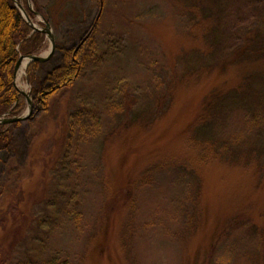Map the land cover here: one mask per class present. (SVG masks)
Segmentation results:
<instances>
[{
  "label": "rangeland",
  "instance_id": "rangeland-1",
  "mask_svg": "<svg viewBox=\"0 0 264 264\" xmlns=\"http://www.w3.org/2000/svg\"><path fill=\"white\" fill-rule=\"evenodd\" d=\"M36 1L74 35L82 3ZM103 7L83 74L0 154V264H264V88L233 62L264 0Z\"/></svg>",
  "mask_w": 264,
  "mask_h": 264
},
{
  "label": "trees",
  "instance_id": "trees-1",
  "mask_svg": "<svg viewBox=\"0 0 264 264\" xmlns=\"http://www.w3.org/2000/svg\"><path fill=\"white\" fill-rule=\"evenodd\" d=\"M30 1L33 3V10H30L28 0L23 1V7L32 20L35 12L41 13V10L36 0ZM78 1L83 6L78 14L80 23L74 35L70 34L61 39L56 38L54 40V53L49 59L44 62L34 60L28 63L26 74L27 81L31 86L30 95L33 106L28 120L35 118L37 113L46 111L52 98L60 91L75 84L77 78L83 74L87 60L92 55L91 44L94 42L93 38L101 19L105 0H85L93 6H89L88 3V6L84 5V0ZM197 1L210 2L212 0ZM56 3L58 6L61 5L57 0ZM92 8L94 13L90 16L93 11ZM76 13L75 9H70L67 15L71 17L77 15ZM218 15L217 13L216 21H218ZM43 16L50 26L54 25L51 22L52 18L49 19L45 14ZM54 19L56 20L55 27L58 28L59 13H56ZM255 22L257 23L254 28L245 31L233 60L236 62V59H242L245 65H248L245 72L246 77H243L240 84L237 85L238 91L242 93L247 92L252 87L250 83L254 80L258 82V84H253V86H257H254L256 93L260 92L261 87L264 88V16ZM212 29L213 33L218 34L215 28ZM47 42L45 33L33 29L25 21L13 0H0V117L15 118V116H20L27 107L26 96L18 91L14 83L15 63L20 56L38 54L44 50ZM247 76L248 79L244 83ZM225 93L218 91L216 95L212 94V96L221 98ZM209 95L211 96V94ZM208 102L206 109L212 110L210 109L212 108L210 101ZM216 107L218 106L216 105ZM20 124L21 121L0 124V154L13 140L10 138L11 130Z\"/></svg>",
  "mask_w": 264,
  "mask_h": 264
},
{
  "label": "water",
  "instance_id": "water-1",
  "mask_svg": "<svg viewBox=\"0 0 264 264\" xmlns=\"http://www.w3.org/2000/svg\"><path fill=\"white\" fill-rule=\"evenodd\" d=\"M15 6L16 8L18 9V11L21 12L22 16L24 17L25 21L28 22V24L33 27V29H37L39 31H42L46 34V36L48 37L49 41H50V47H49V53L44 57V58H41L40 56H38L37 54H33V55H23V56H20L18 58V60L16 61L15 63V67H14V78L16 77V71L19 69V67L21 66V63L23 62V60H25V64H26V67L28 65V63L30 61H39V62H44L45 60H47L48 58H50L52 55H53V51H54V47H55V41L53 39V36H52V33L51 31L49 30V26L47 23H45V26L42 28V29H38L36 28L35 25H33V23L30 21V18L29 16L27 15V12L26 10H24V7L22 5V3H18L15 1ZM19 92L23 95V96H26V100H27V105L29 106L28 108V114H30V111H31V95L30 93H26L25 91L22 92L19 90ZM27 115H25L26 117ZM25 117H15V118H2L0 117V124H4V123H11V122H15V121H21L23 119H25Z\"/></svg>",
  "mask_w": 264,
  "mask_h": 264
},
{
  "label": "bare ground",
  "instance_id": "bare-ground-1",
  "mask_svg": "<svg viewBox=\"0 0 264 264\" xmlns=\"http://www.w3.org/2000/svg\"><path fill=\"white\" fill-rule=\"evenodd\" d=\"M19 4L20 2L17 1ZM25 60H23V62L21 63V66L19 67V69L16 71V74H18V76H21L23 74V71H25V68H26V64H25ZM16 78H17V75H16Z\"/></svg>",
  "mask_w": 264,
  "mask_h": 264
}]
</instances>
